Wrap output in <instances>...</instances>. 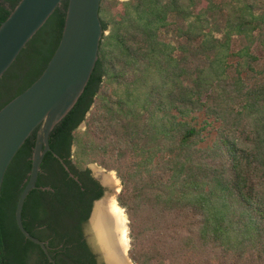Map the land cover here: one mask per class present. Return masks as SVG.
<instances>
[{"label":"trees","instance_id":"trees-1","mask_svg":"<svg viewBox=\"0 0 264 264\" xmlns=\"http://www.w3.org/2000/svg\"><path fill=\"white\" fill-rule=\"evenodd\" d=\"M18 2L0 0V24ZM67 4L0 78V109L45 69ZM99 19L108 33L50 133L62 161L45 154L40 170L53 177L39 175L28 194L25 230L56 264H97L83 228L103 189L64 167L95 163L120 181L133 264H264V0H102ZM35 138L3 179L0 264H50L14 220Z\"/></svg>","mask_w":264,"mask_h":264},{"label":"water","instance_id":"water-1","mask_svg":"<svg viewBox=\"0 0 264 264\" xmlns=\"http://www.w3.org/2000/svg\"><path fill=\"white\" fill-rule=\"evenodd\" d=\"M101 1L68 0L60 40L45 69L24 92L0 109V192L8 166L36 130L30 170L17 199L14 220L21 235L40 247L50 264L56 263L51 258L46 243L25 230L22 210L28 194L37 188L36 182L45 154L50 152L62 161L51 150L49 136L77 103L98 60L100 42L105 34L99 19ZM61 2L62 0H19L7 19L0 24V78ZM99 202H95L88 220L89 240L100 264H109L108 253H102L91 224L95 206ZM126 220L128 257L130 239L127 216ZM122 248L115 245L110 254L119 250L122 255L124 245Z\"/></svg>","mask_w":264,"mask_h":264},{"label":"bare ground","instance_id":"bare-ground-1","mask_svg":"<svg viewBox=\"0 0 264 264\" xmlns=\"http://www.w3.org/2000/svg\"><path fill=\"white\" fill-rule=\"evenodd\" d=\"M105 180L109 183L107 177ZM97 205L92 215L91 224L102 253L104 255L108 253L109 264H132L126 255L128 248L126 216L115 204H111L108 209L102 205L97 207ZM115 245H120L121 249L124 245V254L121 255L119 250L110 254L111 248Z\"/></svg>","mask_w":264,"mask_h":264},{"label":"rangeland","instance_id":"rangeland-1","mask_svg":"<svg viewBox=\"0 0 264 264\" xmlns=\"http://www.w3.org/2000/svg\"><path fill=\"white\" fill-rule=\"evenodd\" d=\"M120 1L124 2V1H128V0H120ZM107 33H108V31L105 32V34H107ZM255 53L258 56L261 55V53L258 50ZM260 63H262V61ZM79 129L84 130L85 124L82 123L79 126ZM86 167L90 168V170L92 171L94 176H96L97 178H100L101 182L103 183V185L105 187L103 197L100 199V202L97 205V207H100V205H102V206H104L105 209H108L111 206V204H115L118 207L119 204L117 201V195L119 194V192L121 190V184H120L119 179L116 177L115 172L114 171H108V170L100 167L99 165H97L95 163H89L86 165ZM105 177H107V179L109 180V183L106 182ZM118 208L123 211L124 215H126L124 208H122L120 206ZM96 210H97V208H96ZM155 264H164V263L159 262V263H155Z\"/></svg>","mask_w":264,"mask_h":264},{"label":"flooded vegetation","instance_id":"flooded-vegetation-1","mask_svg":"<svg viewBox=\"0 0 264 264\" xmlns=\"http://www.w3.org/2000/svg\"><path fill=\"white\" fill-rule=\"evenodd\" d=\"M64 167L67 170V173L69 174V176L74 178L76 181H78L81 186L85 185V186L90 188L93 185L92 183L90 184V182L91 181L92 182L96 181L98 183L99 187L101 189H103V192L105 191V187H104L103 183L101 182L100 178H97L96 176H94V174L92 173V171L90 170L89 167H86L83 170H80V169L79 170L78 169L74 170L73 169L74 173L70 172L69 168L67 166H65V164H64ZM39 175H40L41 178L43 177V178H46V179L53 177L51 172L44 171V170H40ZM101 198H99L98 200L100 201ZM98 200H96V201H98ZM96 201L93 202V205H92V208H91V212H92V209H93L94 204H95ZM77 209H78V207H77ZM91 212H90V214H91ZM89 217H90V215H89ZM88 220H89V218H88ZM88 220L84 224V228H83L84 239L83 240L86 242V244L90 248L91 252L95 255L97 264H100L95 252L93 251V248L91 247V243H90V240H89Z\"/></svg>","mask_w":264,"mask_h":264}]
</instances>
